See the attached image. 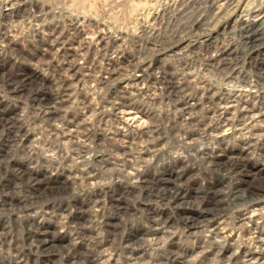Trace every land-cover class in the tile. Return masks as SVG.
Here are the masks:
<instances>
[{
    "label": "rangeland",
    "instance_id": "1",
    "mask_svg": "<svg viewBox=\"0 0 264 264\" xmlns=\"http://www.w3.org/2000/svg\"><path fill=\"white\" fill-rule=\"evenodd\" d=\"M12 4L25 17L8 16ZM61 4L70 10L54 9ZM262 5L0 0V139L18 136L9 148L0 142V264H264V199L237 210L246 201L225 196L229 177L222 174L239 171L241 183L252 187L247 201L253 193L264 196V104L248 97L258 90L255 69L249 62L236 65L235 57L227 70L211 61L241 44L238 21L247 8ZM194 19L202 21L194 26ZM122 75L128 78L109 90ZM6 81L44 91L62 82L56 119L39 115L52 112L51 104L14 97ZM173 85L177 92L168 88ZM131 92L138 94L136 104L128 99ZM55 98L47 95L51 103ZM111 101L118 108L104 113ZM117 110L124 127L109 132ZM154 123L155 139L148 143ZM38 125L50 129V139L31 130ZM133 127L145 133L142 139L125 133ZM113 139L119 141L114 148ZM88 148L99 151L94 166H67ZM61 155L65 166L56 159ZM49 161L54 167H45ZM118 165L123 171L105 175ZM30 186L39 188L38 197L26 207L18 195L30 196Z\"/></svg>",
    "mask_w": 264,
    "mask_h": 264
},
{
    "label": "bare ground",
    "instance_id": "2",
    "mask_svg": "<svg viewBox=\"0 0 264 264\" xmlns=\"http://www.w3.org/2000/svg\"><path fill=\"white\" fill-rule=\"evenodd\" d=\"M207 1V0H206ZM227 1V5H231L235 2V0H226ZM13 5V8L11 10V12L8 14V16H16V15H19V16H24L23 15V10H20L16 7V4H12ZM238 5V4H237ZM235 6V5H234ZM186 7V6H185ZM20 8V7H19ZM184 8V6L182 7ZM229 8V7H228ZM239 8V7H238ZM238 8L237 11L239 10ZM185 9V8H184ZM248 9V8H247ZM245 11V13H247V15L245 16L246 18H242V20L238 21V25L235 27L236 30H239L240 33L242 34V41L240 42L241 44L240 45H231L225 49H223L222 51V54L221 56H219L218 58L216 59H213L211 60L212 62H216L217 64L221 65V67L224 69V70H227L229 68V66L231 65V60L235 57L237 59V63L236 65H246L247 62H249V65L253 66V68L255 69V73H254V78L257 79V82H258V90L255 92V93H250L248 95V97L250 99H254L255 101L257 100L258 102H261V104H264V92H261V87L259 85H263L261 84L260 82L264 83V5H262L261 7L257 8V9H248ZM27 10V9H26ZM182 10V9H181ZM29 11V10H28ZM186 12V11H185ZM235 12V11H234ZM184 13V12H183ZM26 15V14H25ZM182 15V13H181ZM187 15V13H186ZM25 17V16H24ZM203 16H200L199 15V18H201ZM178 18V17H177ZM198 18V17H197ZM178 20V19H177ZM195 20V19H194ZM199 21H202L200 19L198 20H195L194 22V26L198 25L200 22ZM199 22V23H198ZM198 23V24H197ZM202 23V22H201ZM147 26V25H146ZM191 26V25H190ZM193 27V26H192ZM202 28V27H201ZM152 30V29H151ZM147 31V29H146ZM235 32V31H234ZM240 34V36H241ZM177 38V37H176ZM180 40V39H179ZM150 41V40H149ZM151 42V41H150ZM179 42V41H177ZM147 43V42H146ZM151 45H153L154 47H159L160 45L158 44V42H154V43H151ZM144 46V45H142ZM11 47V46H10ZM136 47V46H135ZM152 48V47H151ZM139 49V48H138ZM137 49V50H138ZM142 49V48H141ZM146 49V48H145ZM148 50H146L145 52H147ZM150 51V50H149ZM153 51V50H152ZM144 52V53H145ZM1 53V52H0ZM140 54V53H139ZM142 55V54H141ZM220 55V54H219ZM135 56V55H134ZM263 56V57H262ZM134 58V57H133ZM4 59V58H3ZM182 62V61H181ZM193 64V63H192ZM188 66V63H183V69H185L186 67ZM191 66V65H190ZM231 67V66H230ZM240 67V66H239ZM166 67L164 66V69ZM181 68V66H180ZM189 68V67H187ZM238 68V67H237ZM163 69V68H162ZM167 69V68H166ZM234 69V68H233ZM239 69V68H238ZM252 69V68H251ZM169 70V69H168ZM167 70V71H168ZM181 70V69H180ZM230 70V69H229ZM232 70V69H231ZM230 70V71H231ZM237 69H235L236 71ZM247 70V69H246ZM245 70V71H246ZM176 71V70H175ZM178 71V70H177ZM240 71V69L238 70ZM237 71V72H238ZM187 72V70H186ZM235 72V74L237 73ZM175 73V72H174ZM173 73V74H174ZM234 73V72H233ZM167 75V74H166ZM144 76V75H143ZM233 77L230 76L229 79H231ZM28 78V77H26ZM146 78V77H145ZM144 78V79H145ZM162 79V78H161ZM168 79V78H167ZM171 79V78H170ZM169 79V80H170ZM146 80V79H145ZM178 80V79H177ZM206 80V79H205ZM64 81V80H63ZM147 81V80H146ZM165 81V80H163ZM162 81V82H163ZM168 81V80H167ZM260 81V82H259ZM182 82V81H181ZM180 82V83H181ZM5 85L7 88L6 90L8 92H10L11 94H13L14 97H32L34 99V101L36 102V105L38 106H41V107H45V106H48V105H52V108L51 109H54L52 110V112L50 113H45L43 112L42 114L39 113V115H43V117L51 120V119H56V114L55 112L57 113L61 104H59V99L62 97L61 94L63 93L64 91V84L62 82L61 83V86H53L51 88H49L47 90V88L45 89L46 91H44V88L40 87V88H32V87H29L30 85H21V82L20 83H17L15 81H6L4 82ZM175 84V83H174ZM3 85V84H2ZM21 85V86H20ZM170 86V85H169ZM180 86V85H179ZM189 86V85H188ZM184 87V86H183ZM212 87V86H211ZM57 88V89H56ZM163 88V87H162ZM170 89H172L173 91H175L176 87L175 85L171 86V87H168ZM210 88V87H209ZM54 89V90H53ZM193 89V88H192ZM212 90V89H211ZM56 93H55V92ZM167 92L169 90H166ZM171 91V90H170ZM5 92V91H4ZM61 92V93H60ZM165 92V91H163ZM177 92V91H175ZM7 93V92H6ZM217 93V92H216ZM16 94V95H15ZM49 94H52L53 96H55V102L54 103H51L50 101L47 100V95ZM166 94V93H165ZM161 95V94H160ZM163 95V94H162ZM161 95V96H162ZM167 95V94H166ZM171 95V94H170ZM164 96V95H163ZM169 96V95H168ZM185 96V95H184ZM167 98V97H166ZM173 98V97H172ZM10 99V98H9ZM22 99V98H21ZM209 101L210 102H213L215 101L214 97L213 96H209L208 97ZM207 99V100H208ZM171 100V99H170ZM173 101H175L174 99H172ZM199 100H203V97L200 98ZM25 101V99H24ZM204 101V100H203ZM180 102V101H179ZM173 103V102H172ZM177 104V103H176ZM179 104V103H178ZM197 104V103H196ZM170 106V105H169ZM186 107V106H185ZM38 108V107H37ZM47 108V107H45ZM179 108V107H178ZM188 109L186 110L187 112H192V108H189V106L187 107ZM40 109V108H39ZM185 109V108H184ZM48 110V109H47ZM42 111V110H41ZM50 111V110H49ZM40 112V111H39ZM206 113V112H205ZM193 114V113H192ZM164 117V116H163ZM217 117V116H216ZM235 117V116H234ZM246 117V116H245ZM152 118V117H151ZM165 118V117H164ZM244 118V116H243ZM201 119V118H200ZM240 120V119H239ZM245 120V119H244ZM216 120L213 119L212 120V123L214 124ZM198 124V123H197ZM13 125V124H12ZM15 125V124H14ZM14 125L12 127H14ZM195 125V124H194ZM207 125V124H206ZM205 125V126H206ZM10 127V126H9ZM25 128V127H24ZM162 128V127H161ZM203 129V128H202ZM14 131V130H13ZM203 131V130H202ZM191 132V131H190ZM15 135H13L10 139H0V142L4 140V142H7L6 146L7 148H9L8 145L12 146L14 144L17 143V134L14 133ZM22 134V133H21ZM169 134V133H168ZM163 136V135H162ZM22 139V138H21ZM263 145V144H262ZM27 146V145H26ZM88 146V145H87ZM1 149H4V145H2V148ZM76 149H80L81 148H76ZM214 149V148H213ZM27 152V151H26ZM78 151H76L75 149L72 151V154H70L69 156H75V154L77 153ZM83 153V152H82ZM209 153V152H208ZM3 155V154H2ZM16 155V154H15ZM68 156V155H67ZM80 156V155H79ZM29 157V156H28ZM203 157V156H202ZM2 160V159H1ZM0 160V161H1ZM6 160V159H5ZM15 160V159H14ZM240 164V163H239ZM245 164V163H244ZM210 167V166H209ZM214 170V169H213ZM239 172V171H238ZM1 174V173H0ZM6 174V173H5ZM1 176V175H0ZM17 176V174H16ZM18 177V176H17ZM7 178V177H5ZM10 178V177H9ZM70 178V177H69ZM22 179V178H21ZM24 179V178H23ZM11 180V179H10ZM6 181V180H5ZM30 181V180H29ZM32 181V180H31ZM28 183V182H27ZM26 183V184H27ZM32 183V182H31ZM16 184V183H15ZM20 184V183H19ZM22 184V183H21ZM20 184V185H21ZM24 184V183H23ZM29 184V183H28ZM27 184V185H28ZM32 185V184H30ZM35 184H33L32 186H34ZM38 185V184H36ZM7 186V185H6ZM17 186V185H16ZM22 187V185H21ZM7 188V187H6ZM24 188V187H23ZM29 192H32V194L30 196H28L27 198L23 199V198H20L18 195V198L20 199V202L26 206L27 203L30 202L33 203V198L35 197H38L37 196V190H39V188H37L35 186V189H33V187H27ZM48 189V188H47ZM59 189V188H57ZM56 189V190H57ZM16 190V189H15ZM17 190H20V189H17ZM236 190V189H235ZM1 191V190H0ZM3 191V190H2ZM15 192V191H14ZM42 192V191H41ZM58 192V191H57ZM234 192V191H233ZM47 193V192H46ZM11 194V193H10ZM13 194V193H12ZM28 194V193H27ZM26 194V195H27ZM54 194V193H53ZM179 195V194H178ZM178 195L176 196V198L178 197ZM42 196V195H41ZM226 196V195H225ZM224 196V197H225ZM17 197V196H16ZM54 197V196H53ZM41 198V197H40ZM253 198V197H252ZM6 199V198H5ZM42 199V198H41ZM46 199V198H45ZM223 199V198H222ZM171 200V199H170ZM169 200V201H170ZM12 201V200H11ZM10 201V202H11ZM28 201V202H27ZM35 202V201H34ZM43 202H40V204H42ZM169 203V202H168ZM29 205V204H28ZM27 205V206H28ZM8 206V205H7ZM26 206V207H27ZM60 206V205H59ZM201 206V205H200ZM33 207V206H32ZM61 207V206H60ZM15 208V207H14ZM202 208V207H201ZM19 209V208H18ZM54 209V207H53ZM52 209V210H53ZM58 209V207H57ZM56 209V210H57ZM62 209V208H61ZM10 210V209H9ZM26 210V209H24ZM34 210V209H33ZM22 212L19 213V215L21 214ZM23 214V213H22ZM27 214V213H26ZM212 218V217H211ZM200 226V225H198ZM195 227V226H194ZM34 228V227H33ZM36 231V230H35ZM125 238V237H124ZM142 243V242H141ZM53 247V246H52ZM50 248V247H49Z\"/></svg>",
    "mask_w": 264,
    "mask_h": 264
},
{
    "label": "clouds",
    "instance_id": "3",
    "mask_svg": "<svg viewBox=\"0 0 264 264\" xmlns=\"http://www.w3.org/2000/svg\"><path fill=\"white\" fill-rule=\"evenodd\" d=\"M42 2H44V0H42ZM4 7H7L8 5L5 4L3 5ZM59 7H63V8H69V6L67 4H61L59 6L54 5V9L58 10ZM72 15H77V13L73 12ZM148 57H145V59H147ZM141 63H143V61H141ZM136 67H139V64L136 65ZM145 72L148 71L147 68L144 69ZM132 75H134V73H131ZM155 75H159L158 72L154 73ZM128 75H122L121 77L117 78V81H112L109 83V90L111 89L112 86L115 85V83L119 82V80L121 79H127ZM59 83V82H57ZM133 87H139V85H133ZM104 99H107V93L104 94L103 96ZM128 99L131 101L132 104H136L138 102V94L136 92H131L130 95L128 96ZM111 107H105L103 109L104 113H109L112 112L114 109L118 108V102L116 101H111L110 102ZM74 107L76 105H73ZM125 117L121 116V113L117 110L115 111V119H110L108 121L109 124V128L107 129V131L111 132L113 129H116L117 131L121 128H123V124H122V120ZM67 119V116L65 115L60 121L59 123H63L64 120ZM88 122H91L90 120ZM156 127V124H153L152 128H149L147 135L149 136V141L148 143H152L154 142V139L152 137V131L153 129ZM32 131H36L37 135H43L46 138L50 139V129H46L43 127V125H38L36 128L31 129ZM125 133H128L129 131H131L132 133H134L138 138H141L145 135V133L142 132H137L135 127H133L132 129H124ZM69 143H79V141H70ZM119 141H115L113 139V148L115 147L116 144H118ZM205 145H201V148L204 147ZM208 147H214V142H210L208 145ZM86 148L88 146H85ZM113 148H109L107 146H105V148L103 149V151L108 152L111 155H116V153L113 151ZM76 151H80V149H75ZM99 151H93L90 148H88V153L83 155L82 157L77 156V157H73L72 160L69 162V164L67 165L68 167H76L79 166L81 164H83V166L85 167H89V166H94L92 164V156L98 155ZM41 156L45 155L44 153H40ZM56 159L60 162V166H65L64 165V161L67 159L66 156L61 155L56 157ZM135 163H139V158L137 157L136 160L134 161ZM45 167H54L50 164L49 162H46ZM225 168H228V166H225ZM101 171L103 172L104 170L101 169ZM115 171H123L122 166H117V168L115 169H108L107 172L105 173V175H109L112 172ZM216 171V170H214ZM224 175H227L229 177V183L226 186V196L229 197H233L236 196L238 198L244 199L246 202L243 205L238 206L237 210H243L244 208H246L248 206V203L250 202H256L259 199H264V196L261 197H256L255 194L253 193V198L251 201H247V197L249 195L250 192H252V187L251 185H248L247 187L241 183L242 181V177H240L239 172H236L235 170L228 168L227 172L222 173ZM105 182H110V181H98V183H105ZM133 183H135V181H133ZM239 184V187L236 188L235 192H233V186ZM89 189H91V185L88 186ZM79 191V189H78ZM72 195H75V193H72ZM65 199H68L69 197H64ZM260 214L264 215V209L260 210ZM63 223V221H62Z\"/></svg>",
    "mask_w": 264,
    "mask_h": 264
}]
</instances>
